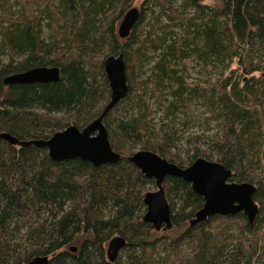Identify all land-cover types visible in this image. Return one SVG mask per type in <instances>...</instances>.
I'll return each mask as SVG.
<instances>
[{"label":"trees","instance_id":"1","mask_svg":"<svg viewBox=\"0 0 264 264\" xmlns=\"http://www.w3.org/2000/svg\"><path fill=\"white\" fill-rule=\"evenodd\" d=\"M128 1L0 0V56H7L0 61V132L47 139L70 124L87 125L109 99L108 55H123L128 85L126 97L103 118L110 145L122 156L114 164L57 162L45 148L0 138V264L37 255L47 264H264V0H146L152 13L159 9L151 28L139 40L141 10L123 43L116 25ZM149 49L156 52L153 62ZM192 57L212 67L214 77L189 79L185 62ZM236 57L240 73L226 75ZM146 63L152 65L142 77ZM38 66L58 67L59 80L3 83ZM147 93L156 100V121L149 118ZM193 103L208 112L216 132L183 158L172 153L175 127L198 118ZM137 147L181 167L198 157L214 160L231 170L229 181L254 184V223L237 213L190 226L203 199L188 182L168 176L163 187L177 232L167 240L152 237L142 216L144 193L154 181L128 160ZM116 235L127 243L109 262L106 246Z\"/></svg>","mask_w":264,"mask_h":264},{"label":"water","instance_id":"2","mask_svg":"<svg viewBox=\"0 0 264 264\" xmlns=\"http://www.w3.org/2000/svg\"><path fill=\"white\" fill-rule=\"evenodd\" d=\"M140 11L136 7L129 8L117 27V35L121 39L129 37L133 26L137 23ZM108 87L109 99L101 113L82 128L70 124L62 130L54 132L47 139L20 140L15 136L0 132V138L11 145L45 148L53 161L81 159L98 167L102 164H114L121 160L120 153L112 149L103 118L128 92L125 63L121 53L108 55L103 61ZM60 78V70L56 66H38L28 70L12 73L4 77L5 85L56 82ZM128 160L147 179L154 181L155 189L147 191L143 196L145 212L144 222L149 223L155 231H166L172 227L171 209L163 187L166 177H176L190 184L194 193L203 199L202 206L189 220V225L207 220L214 215H235L242 213L252 225L258 213V205L253 199L256 187L250 182H231V170L217 161L198 157L185 167L168 161L158 154L145 149L133 152ZM126 239L121 235L113 236L106 246L109 262H114L120 251L126 246ZM75 251V246H70ZM46 256L37 255L22 264H47Z\"/></svg>","mask_w":264,"mask_h":264},{"label":"rangeland","instance_id":"3","mask_svg":"<svg viewBox=\"0 0 264 264\" xmlns=\"http://www.w3.org/2000/svg\"><path fill=\"white\" fill-rule=\"evenodd\" d=\"M146 0H129L127 5V9L125 11H127L129 8L132 7H136L139 9V11L141 12L142 10V17L141 20L136 24L139 27H143L144 30L140 31L139 34L137 35V37L139 38V40H141L146 32L149 30V28H151V24L153 23V16L156 15V13L159 11L158 8L155 9V12L152 13V11L148 8V6H146ZM201 3L204 4H213L212 0H199ZM181 2V0H177L176 4L179 5V3ZM144 6V7H143ZM124 11V13H125ZM186 13H191V9H187ZM123 17V16H122ZM122 17L120 18V20H118L117 22V27L118 24L120 23ZM116 27V28H117ZM142 28V29H143ZM169 29H171L173 32L177 33L176 36L178 34H182L181 30L179 27H170ZM121 42L125 43L126 39H121ZM149 53L151 55V57H154L152 59V62L155 60L156 58V52H151V49H149ZM251 57L253 58V54H251ZM255 60L259 58V56L254 55ZM264 59V57L262 58ZM0 61L2 62H6L7 61V56H0ZM151 62V63H152ZM151 63H146L143 66V69L141 70L140 74L142 75V77H145L147 72H149V67L152 65ZM187 68H186V72L188 75H190L191 77L189 79H199V78H205L206 76L209 75L210 72H212L210 77H214L215 73H214V69L210 66L204 68L200 63H198L193 57L189 58L186 60L185 62ZM239 64H238V59L237 57L234 59V62L232 63L231 67L229 69H227L225 71V74L228 75L229 72L231 70L235 71V75H238L240 73V70H238L239 68ZM140 74H135L134 76L136 77V79L138 77H140ZM145 99L147 100V103L149 104L150 108H151V114L149 116V118H154L155 117V121L157 120V118L160 116V113H158L156 111V100L154 96H150V93H147L145 96ZM193 108H191L193 110V116L197 115V119H195L194 121H190L189 124L187 125H182V121L179 123L178 122V126H176L175 128H177V136H178V140L176 141V149L172 150V153L181 155V157L185 158L187 157V154H190L194 147H201L203 149V147L205 146V141L207 140L206 138L208 137H212V135L216 132V123L213 121H207L206 117L208 116V112H206V110L204 109V107H202L200 104H194L192 105ZM182 117V116H181ZM184 120V118H183ZM202 131H204V137L202 138H196V139H192L190 142H188V138L189 137H193L196 136L197 134H202ZM140 150L138 147L134 150L137 151ZM214 161V160H211ZM189 165V164H188ZM187 166V165H186ZM148 190L147 191H153L155 189L154 184H150L147 186ZM188 225V223L183 224V226L178 229V230H182L185 229L186 226ZM218 225L216 222L214 223V226ZM154 231V230H153ZM177 232V229L171 227L170 229L166 230V231H154L152 233V237H156V238H160V237H165L164 239H168L171 236H174ZM234 235L237 234V230L233 229V231L231 232ZM235 238V237H234ZM230 242V241H228ZM227 242V243H228ZM237 240H233L232 243L237 244ZM230 246V245H229ZM189 246L186 245L184 246V248H188ZM188 252L189 248H188ZM120 255V254H119Z\"/></svg>","mask_w":264,"mask_h":264},{"label":"flooded vegetation","instance_id":"4","mask_svg":"<svg viewBox=\"0 0 264 264\" xmlns=\"http://www.w3.org/2000/svg\"><path fill=\"white\" fill-rule=\"evenodd\" d=\"M155 231V230H154ZM121 252V251H120ZM119 256V255H118ZM118 258V257H117Z\"/></svg>","mask_w":264,"mask_h":264}]
</instances>
